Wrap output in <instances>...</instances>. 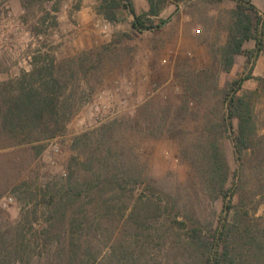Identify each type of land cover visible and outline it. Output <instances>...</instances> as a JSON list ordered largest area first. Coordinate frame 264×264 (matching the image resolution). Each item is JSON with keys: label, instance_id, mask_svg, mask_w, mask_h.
Instances as JSON below:
<instances>
[{"label": "rangeland", "instance_id": "rangeland-1", "mask_svg": "<svg viewBox=\"0 0 264 264\" xmlns=\"http://www.w3.org/2000/svg\"><path fill=\"white\" fill-rule=\"evenodd\" d=\"M133 2L138 14L147 10L145 0ZM253 3L264 14V0ZM98 4L0 0V81L29 71L40 50L63 65L75 107L64 132L51 140L34 143L20 130L0 131V264H203L173 218L179 211L215 222L220 214L221 201L206 183L212 137L230 172L237 167L228 134L212 131L221 123L223 91L242 75L246 60L236 56L226 72L213 58L235 4L167 0L160 15L167 24L143 33L130 27L124 11L108 22ZM87 51L93 55L83 68L69 62ZM252 76L262 80L246 81L240 94L253 103L257 137L241 160L234 203L241 200L264 248V51ZM116 173L146 180L153 191L144 192L141 183L132 193L129 183L120 192L104 187L76 202L40 204L39 223L30 225L34 204H46L70 175L95 186ZM7 197L12 202L3 208Z\"/></svg>", "mask_w": 264, "mask_h": 264}, {"label": "trees", "instance_id": "trees-1", "mask_svg": "<svg viewBox=\"0 0 264 264\" xmlns=\"http://www.w3.org/2000/svg\"><path fill=\"white\" fill-rule=\"evenodd\" d=\"M21 1L25 5L26 2L52 0ZM145 1L147 10L139 14L135 10L133 0H98L97 11L110 23L118 22V12L124 11L132 19L130 27L139 33L162 29L168 22V18L160 17L167 0ZM232 1L235 7L229 12L226 40L222 46L213 49V58L221 61L226 72L232 68L236 56H244L246 60L242 75L235 78L223 91L221 123L218 129L212 128V131L217 136L228 134L237 167L230 172L217 140L212 137L205 150V154L209 156L205 169L206 183L214 198L221 201L220 214L214 222L201 220L197 216L189 217L176 211L173 223L185 231L188 247L202 259L203 264H264L261 234L254 232L248 212L241 206V200L234 203V198L241 190L243 173L241 160L256 144L253 103L240 92L246 81L262 80L252 76V69L256 59L264 51V14L259 12L253 0ZM250 41L254 43L253 48L245 49L244 45ZM92 55L93 51L82 52L69 62L75 67L83 68ZM62 71V64L56 62L48 53L37 50L32 57L29 71L22 70L16 78L0 81V131L11 134L20 130L21 134L26 135L34 143L51 140L63 133L74 114L75 107L70 102L72 98H69V93L74 92H71ZM234 121L236 127L233 126ZM35 149L38 155L43 146H36ZM230 175L233 181L228 185ZM102 176V179L98 178L95 186H92L93 180H89L87 186L79 185L73 174L70 175L65 184L50 196L46 204L44 200L42 203L34 204L30 210L33 219L29 222L30 225L39 223V217L36 215L40 204L53 207L61 200L76 202L82 200L85 194L99 193L104 187H111L120 192L124 191L125 185L129 183H133L132 193L141 183H144V192L153 191L151 184L146 180L127 178L124 173ZM84 179L86 180V177ZM37 196L36 194L35 198ZM158 203H162L166 208L169 205L168 202ZM1 249L0 247V251ZM21 251L20 246L13 247V254L18 255ZM21 256L22 254L19 255V259ZM11 262L17 264L19 260L13 259Z\"/></svg>", "mask_w": 264, "mask_h": 264}, {"label": "built area", "instance_id": "built-area-1", "mask_svg": "<svg viewBox=\"0 0 264 264\" xmlns=\"http://www.w3.org/2000/svg\"><path fill=\"white\" fill-rule=\"evenodd\" d=\"M53 151L54 152H58V149L56 147H53ZM11 202H12V198L11 197L4 198L2 200V202H1V206L3 208H6Z\"/></svg>", "mask_w": 264, "mask_h": 264}]
</instances>
